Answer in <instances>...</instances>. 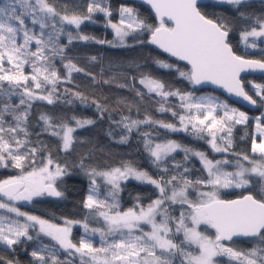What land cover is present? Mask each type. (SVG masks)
<instances>
[{
    "label": "snow or ice",
    "instance_id": "snow-or-ice-1",
    "mask_svg": "<svg viewBox=\"0 0 264 264\" xmlns=\"http://www.w3.org/2000/svg\"><path fill=\"white\" fill-rule=\"evenodd\" d=\"M143 2L155 14V23L143 18L136 7L123 4L118 9V22H113L108 0H88L86 12L80 5L72 10L65 5L61 10L52 0L0 3V168L15 169L18 173L0 179V245L5 251H14L21 244L35 241L37 246L30 253L34 264H76L77 260L79 264H264V113L254 118L256 132L251 137V154L237 153L233 149V130L237 125L249 123L246 112L210 95L195 97L191 92L170 89L163 81L146 74L141 76L139 84L150 98L152 94L160 98L156 101L157 111L171 112L174 118L178 117L180 126L147 114L143 119L121 115L114 123L122 129L119 143H127L133 132L142 138L151 163L162 173L159 178L130 162L107 170H86L90 187L83 207L88 213L83 220L65 219L64 226L21 211L17 206L19 202H31L33 197H63L57 182L67 169L55 163L50 155L40 156L37 162L41 148L29 139L28 121L34 101L55 103L60 97V84L71 83L73 72L84 71L69 59L63 65L66 75L61 77L53 63L58 56L65 59V49L73 41L121 47L127 46L128 37L142 43L138 37L147 33V43L186 65L182 70L177 64L156 60L159 67L175 69L193 85H217L249 105H258L257 99L246 91L240 74L264 73V47H261L264 8L260 15H255L246 11L252 7L249 0ZM261 2L264 5V0ZM206 8L235 13L247 25L239 31V44L245 50L259 49L260 58L238 53L230 41L233 28L228 18L223 14L210 18L203 10ZM97 13L103 14L105 27L113 30V40H98L82 32L81 25L85 21L95 23ZM61 37H66L68 43L61 44ZM26 67H30V73L25 72ZM132 80L131 86L125 83L118 87H131L143 99L145 92L135 87V77ZM249 83L259 103L264 104V84ZM72 95L82 102L86 99L78 92ZM171 97L178 98V108L182 111L168 106ZM93 103L101 115L106 111L96 101ZM73 119L76 127L64 121L57 123L43 113L39 117L44 124L43 131L57 137L65 152L74 145L76 128L95 123L87 118ZM160 129L190 131L196 139L205 140L213 153L228 155L223 159L209 158L206 152L175 140L158 142ZM180 152L184 153L183 158L176 161L173 154ZM192 157L202 166L201 175L194 180L188 175ZM169 159L173 173L170 176L167 175ZM227 167L233 170H226ZM97 177L106 186L104 199L100 198ZM130 179L154 186L158 195L147 206L136 197V203L122 211L118 199L121 181ZM221 189H244L247 194L224 199ZM175 205H179L178 216L173 214ZM93 220L98 226H91ZM75 224L84 233L78 244L71 238ZM201 225L214 229V236L200 230ZM97 236L98 242L94 239ZM43 237L51 242H44ZM234 238H244L251 247L237 250L225 244V241L234 243ZM218 257L227 260H218ZM0 264L19 262L0 255Z\"/></svg>",
    "mask_w": 264,
    "mask_h": 264
},
{
    "label": "trees",
    "instance_id": "trees-1",
    "mask_svg": "<svg viewBox=\"0 0 264 264\" xmlns=\"http://www.w3.org/2000/svg\"><path fill=\"white\" fill-rule=\"evenodd\" d=\"M3 0H0L2 3ZM58 8L63 10L67 5L72 10L76 5L82 6L83 11L86 12L88 0H52ZM206 3H210L206 2ZM128 5L136 7L140 15L147 19L149 23H155V19L150 11L143 5L137 3H130L123 0H108V6L111 7L113 15L111 19L116 21L119 14L118 9L121 5ZM251 8L246 11L255 15L262 13L264 5L260 2H250ZM226 7V6H224ZM210 18H215L218 14H223L228 18L230 26L233 31L230 34V41L234 49L238 53H247L249 58H260V50L247 49L245 50L239 44V31L245 25L235 13L230 11H222L221 8H206L203 9ZM93 22H86L81 25V30L87 34L95 37L98 40L111 41V34L109 27H105V18L103 14H94ZM69 28L71 26H68ZM71 29V28H70ZM73 31V29H71ZM143 41L138 43L132 37L126 38V45L121 47H112L109 44H99L95 41H73L65 49V59L61 60L58 56L54 59L53 63L61 75H66L64 64L70 59L78 67L84 69L82 72H73L71 83L62 82L59 86L60 97L55 103L49 105L46 101H34L33 107L30 109V116L28 121V130L30 133L29 139L33 145L41 148L37 157L39 162L40 156H51L55 163H59L62 167L67 169L66 174L58 180L59 190L63 192L62 198H48L41 196L33 198L27 204H21L20 207L26 211L34 213L40 217L51 221H58L59 218H66L70 220H83L84 216L88 213L87 209L83 207V201L88 194L89 179L86 175V170L96 168L97 170H107L111 167L119 166L122 162H130L137 168L147 171L154 178H159L162 174L160 169L156 168L150 160V157L144 150L143 140L136 133L133 132L127 143H119V136L122 129H118L114 121H119L121 115H130L133 119H143L144 116L151 115L154 119L163 120L170 123H175L179 126L178 117L174 118L171 112H158L159 104L156 103L160 98L154 94L149 97L146 89L139 84V79L142 75H150L163 81L166 87L170 89H180L183 92H191L195 97H201L202 92L211 91L216 94L219 101H224L230 107L240 109L248 114L257 115L263 110V104L259 103V97L250 90L252 83L264 84V78L260 76H244L242 83L246 91L253 95L254 99L258 101V109L255 112H249L241 107L230 102L218 92L212 90H196L192 84L178 75L175 69H164L159 67L155 61L163 60L168 63L177 64L182 70L186 69V65L167 56L153 45L147 43L148 34L144 33L138 37ZM61 44H67V38L61 37ZM259 43V41H258ZM264 47V44L261 45ZM95 57V60L91 58ZM30 67L25 68L26 73H30ZM132 77H135V87L145 92L143 99L138 97L131 89V87H118V84H128L131 86L134 82ZM106 80L112 81L105 83ZM66 89L71 90L65 92ZM78 92L85 97L82 102L76 99L72 93ZM14 102H18L16 97L12 98ZM71 101V103H69ZM96 101L106 111L101 113L97 110ZM179 100L176 97L169 99V105L176 111H182L178 108ZM131 109V110H129ZM46 114L53 118L57 123L64 121L68 122L71 126L75 124L73 117L80 119H92L95 123L86 125L84 127L76 128L73 133L75 142L73 147L65 152L62 150L60 140L50 135L49 132L43 131V121L39 120L41 114ZM144 130H148L144 128ZM254 123L250 119L247 125H237L233 130V149L235 152H248L251 154V137L253 135ZM112 135H109V132ZM161 135L158 141L175 140L182 145L194 148L199 151H204L209 155V158L221 159L228 154L213 153L205 140L196 139L191 132H170L165 129L159 130ZM243 137V139H241ZM176 161L183 158V153L173 154ZM235 159L234 157H229ZM83 161V167H81ZM170 169L167 174L170 176L172 173V160H168L167 164ZM163 167V165L161 166ZM188 167L191 169L188 173L189 178L196 179L201 175V164L199 161L192 157ZM182 171V169H181ZM17 170L0 168V179H5L9 176L16 175ZM206 176V173H203ZM167 178V176L165 177ZM122 190L119 194L120 207H132L136 203V197H140L142 203L147 206L152 199L158 195L154 186L147 183H140L134 180H128L121 183ZM247 193L244 189H226L221 190L220 195L224 199H231ZM103 199L105 198L104 195ZM79 232L78 228L73 229V238H76V233ZM208 233L212 236L214 232L211 228ZM44 242L50 241L48 238L43 237ZM235 242H227L225 244L236 248L237 250H245L251 247L250 242L247 240H234ZM37 246L35 241H28L24 244L17 246L13 250L5 251L3 246L0 245V255L5 256L7 259H14L19 264H34L30 253ZM218 260L226 261V257H218ZM79 264V261H76Z\"/></svg>",
    "mask_w": 264,
    "mask_h": 264
},
{
    "label": "rangeland",
    "instance_id": "rangeland-1",
    "mask_svg": "<svg viewBox=\"0 0 264 264\" xmlns=\"http://www.w3.org/2000/svg\"><path fill=\"white\" fill-rule=\"evenodd\" d=\"M118 20H119V16H118V18H117V20L116 21H113V22H118ZM86 22H91V21H85V23ZM71 28V27H70ZM72 29V28H71ZM109 29H110V31L112 32V34H111V38H112V40L114 39V33H113V30L109 27ZM38 30V29H37ZM73 31H75V29H73ZM83 32V31H82ZM84 33V32H83ZM85 34V33H84ZM255 84H257V83H255ZM250 90L255 94V89H253L252 88V84H251V87H250ZM213 96V97H217L216 96V94L215 93H213V92H211V91H204V92H202L201 94H200V96ZM263 106H264V104H263ZM240 110V109H239ZM240 111H242V110H240ZM261 113H264V107H263V110L260 112V113H258L257 115H252V114H248V113H246L249 117H250V119L253 121V123H254V130H253V134H255V132H256V128H255V125H256V121H255V117H257V116H259V115H261ZM71 126V125H70ZM180 126V125H179ZM178 126V127H179ZM72 127H76V125L74 124V125H72ZM158 142H161V141H158ZM181 153H183V152H181ZM184 154V153H183ZM194 158H196V157H194ZM225 158V157H224ZM197 159V158H196ZM221 159H223V158H221ZM198 160V159H197ZM199 161V160H198ZM199 163H200V161H199ZM246 163V162H245ZM55 165H53V167H54ZM143 170V169H142ZM226 170H229V171H231V170H233L231 167H227L226 168ZM145 171V170H144ZM150 175V174H149ZM152 176V175H151ZM63 177V176H62ZM87 178L89 179V185H88V194H89V187H90V178H89V176L87 175ZM130 180H134V179H130ZM97 181H98V184L100 185V192H101V196H100V198L101 199H103V196L102 195H104L105 196V193H106V186L104 185V182H103V180L101 179V178H99V177H97ZM134 181H136V180H134ZM122 182H124V181H121V183ZM138 182V181H137ZM221 190H226V189H221ZM220 190V191H221ZM87 194V195H88ZM194 195V194H193ZM87 197V196H86ZM33 198H39V197H33ZM27 203H29V202H26V201H24V202H19L18 203V207L20 208V210L21 211H24V212H27V213H29V214H32V215H36V214H34V213H31V212H29V211H26L24 208H22V207H20L19 205H21V204H27ZM175 209H176V211L173 213L174 215H179V205H175V206H173ZM121 208V207H120ZM128 208H131V207H124V208H121V210L122 211H124V210H127ZM36 216H38V215H36ZM40 217V216H39ZM42 219H45V218H43V217H41ZM66 218H59L58 219V221H51V220H49L50 222H52V223H55V224H57V225H60V226H64V220H65ZM45 220H48V219H45ZM90 224H91V226H93V227H95V226H98L96 223H95V221L93 220V221H90ZM100 225H103V220H101L100 221ZM146 228H147V226H145ZM74 228H78L79 229V232H77L75 235H76V238H73V236H71V238H72V240H73V242L74 243H79V240H80V237L84 234L83 233V229L80 227V225L79 224H75V225H73L72 226V235H73V229ZM208 227L207 226H205V225H201L200 226V230H203V231H205L207 234H209L208 233ZM209 235H211V234H209ZM214 236V235H213ZM47 238V237H46ZM49 239V238H48ZM95 239V241L96 242H98V240H99V237L97 236V237H95L94 238ZM49 242H51V241H48V242H46V243H49ZM63 255V254H62Z\"/></svg>",
    "mask_w": 264,
    "mask_h": 264
},
{
    "label": "water",
    "instance_id": "water-1",
    "mask_svg": "<svg viewBox=\"0 0 264 264\" xmlns=\"http://www.w3.org/2000/svg\"><path fill=\"white\" fill-rule=\"evenodd\" d=\"M123 1H127V2H130V3H137V4H140V5L145 6L150 11V13L152 14V16L155 19V14L152 12L150 6L147 5V4H145L143 2V0H123ZM209 1L211 2V0H203V2H205V3L206 2H209ZM250 2H260V3H262L261 0H249V3ZM148 39H149V36H148ZM153 46L156 47L155 45H153ZM157 49H159V48H157ZM159 50L161 52H163L161 49H159ZM164 54H166L167 56H169L167 53H164ZM171 58L175 59L174 57H171ZM179 62L185 64V62H183V61H179ZM240 75H241V78L244 77V76H260V77H263L264 78V73H262L260 71H246V72H242ZM192 86L196 90H212V91L218 92L224 98H226L230 102L234 103L235 105L241 107L242 109H245L246 111L255 112L258 109V105L257 106L249 105L246 101H243L242 98H237L234 95L229 94L224 88L219 87L217 85H213V84H210V83H204V84H200V85H193L192 84ZM246 194L247 193H244L243 195H246ZM46 197L52 198V199H56V197H49V196H46ZM239 197L240 196L234 197V198H231V199H237ZM212 230L214 232V229H212ZM234 240H245V239L244 238H234ZM227 242H229V241H225V243H227Z\"/></svg>",
    "mask_w": 264,
    "mask_h": 264
}]
</instances>
